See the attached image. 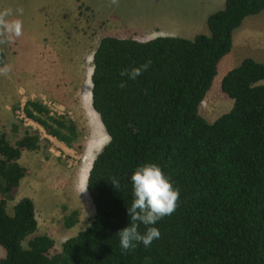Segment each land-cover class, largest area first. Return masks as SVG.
I'll return each instance as SVG.
<instances>
[{
  "label": "trees",
  "instance_id": "1",
  "mask_svg": "<svg viewBox=\"0 0 264 264\" xmlns=\"http://www.w3.org/2000/svg\"><path fill=\"white\" fill-rule=\"evenodd\" d=\"M263 10L264 0H225L206 19L209 35L192 40L100 38L92 54L91 107L108 142L86 180L94 216L59 249L50 237L34 235L30 198L7 213L26 175L22 153L40 148L39 133L28 129L11 143L0 131V264H264V64L244 58L222 77L220 90L232 100L228 112L207 123L198 110L231 50L233 32ZM148 60L135 80L121 77ZM5 63L0 51V67ZM122 80L124 88L118 87ZM24 113L71 148L77 130L70 119L32 100ZM145 163L158 165L180 197L175 211L156 224L136 222L140 234L158 228L159 239L148 247L133 242L125 251L118 232L131 223L130 177ZM112 178L120 181L118 189ZM77 216L72 211L64 225L71 228Z\"/></svg>",
  "mask_w": 264,
  "mask_h": 264
},
{
  "label": "rangeland",
  "instance_id": "2",
  "mask_svg": "<svg viewBox=\"0 0 264 264\" xmlns=\"http://www.w3.org/2000/svg\"><path fill=\"white\" fill-rule=\"evenodd\" d=\"M217 1L119 0L116 6L110 5L109 0H0V9L22 7L24 10L19 17L23 22V35L12 43L0 45V51L6 57L5 64L11 68L7 75H0V131L11 143L28 129L37 131L40 137L37 151L22 153L20 164L26 169V175L13 191V200L7 202L8 214L12 213L17 200L29 197L37 221L34 235L50 237L57 249L65 240L84 230L93 219V204L88 194L79 190L80 169L83 159L93 161L108 139H104L97 151L91 152L93 155L90 153L96 127L84 109L74 102L78 100V90L83 85L82 69L86 74L92 71L96 43L110 31H107L103 17L95 16L90 9L109 19L124 16L132 21L131 30L144 28L142 23L155 22L158 17L172 19L179 15L185 20L186 15H195L196 30L176 36L186 35L193 39L198 34L209 35L203 14H211L224 6ZM178 8L182 13L177 11ZM252 18L260 23L247 27L246 38L242 40L238 39L242 30L234 31L232 48L219 62L217 74L198 108L207 123H212L232 107V100L220 90L222 77L246 57L264 64V10L248 17L246 22H251ZM180 31L177 32L182 34ZM129 32L130 35H125L127 38L135 31ZM22 64L31 72L32 86L21 87L18 82L21 79L18 70L21 71ZM259 84L264 85V80ZM52 90L58 93L55 95ZM30 99L45 105L51 115L67 117L75 124L77 138L71 148L53 137L49 141L43 129L33 121V126H26L19 120L16 111ZM72 211L78 213L77 222L67 228L64 219ZM23 245L26 246V241ZM3 256L0 247V259Z\"/></svg>",
  "mask_w": 264,
  "mask_h": 264
},
{
  "label": "clouds",
  "instance_id": "3",
  "mask_svg": "<svg viewBox=\"0 0 264 264\" xmlns=\"http://www.w3.org/2000/svg\"><path fill=\"white\" fill-rule=\"evenodd\" d=\"M110 5H119V0H109ZM23 8L17 7L0 9V45L12 43L15 39L23 35V22L19 18L23 15ZM151 65L148 60L139 67L124 69L121 77L135 80ZM11 71L9 65L0 67V75H7ZM126 86V81L122 80L118 85L120 88ZM110 140V137H109ZM132 195L134 197L127 214L131 223L118 232L119 244L122 250H129L134 247L133 242L142 243L145 247L152 244L155 239L160 238V232L156 227H147L144 234L138 232L136 222L144 225H154L167 215H171L180 197V192L173 187L170 179L164 175L161 168L155 163H145L136 167L130 177ZM111 184L118 189L120 181L112 178ZM86 190V187L82 192ZM81 192V193H82Z\"/></svg>",
  "mask_w": 264,
  "mask_h": 264
},
{
  "label": "crops",
  "instance_id": "4",
  "mask_svg": "<svg viewBox=\"0 0 264 264\" xmlns=\"http://www.w3.org/2000/svg\"><path fill=\"white\" fill-rule=\"evenodd\" d=\"M224 1L225 0H218L217 4H221V2H222L224 5ZM90 10H92V13L95 16L103 17V18H101V17H99V18H101L107 24V26H108L107 31H110L109 33L105 34V36H111V37H116V38H120V39H127V37L125 35H130L131 32H129V31H135V32H133V34L131 36H129L128 38H131V39H134V40H137L140 42H145V41L157 38V37H176V36L183 35V34H190L192 31H195L197 28L196 16L193 15L191 17V15L188 14V15H186L185 20L181 19L179 17V15H177L176 17H172V19L158 17L155 20V22L148 23V24H146V22L142 23L144 28L139 27L137 30H131L129 25L132 21L127 20L124 16L109 19V17L106 15L102 16L97 11H95L93 9H90ZM217 10H219V9L217 8L215 11H217ZM177 11L181 12V10L179 8L177 9ZM215 11H212L211 13H213ZM203 15H205L204 18H205V22H206V19L210 15V13L207 14L205 12ZM247 18H245L243 20L242 24L240 25V27L237 28V30H239V29L242 30L238 36V39H240V40L246 38L247 27L255 26L257 23H260L259 20H255L253 18H252L251 22H246ZM261 21H263V20H261ZM243 28H245V29L243 30ZM180 29H182L183 31H180ZM116 31H119L120 34H117ZM177 31L182 32V34H179ZM235 32L233 33V35L235 34ZM36 35H37V33H36ZM233 35H232V45H233ZM187 37L188 36L184 35L183 37H179V38L192 40V39H189ZM24 39H27V38H24ZM37 39L39 40L38 37H37ZM29 42H32V41L29 40ZM97 43H96V46H97ZM96 46H95V48H96ZM243 46H245V45H243ZM246 58H250V57H246ZM251 59H253V58H251ZM19 69H21V71L18 70V73H20V75H21V79L18 82L21 85V87L27 86V85H28V87L32 86L31 85L32 84L31 83V81H32L31 72L29 71V68L27 67V65L22 64V65H20ZM83 71L85 72L84 75H83ZM88 72L86 74V71L84 69H82V76H84L83 77V85L81 86L82 88H80L78 90V92H79L78 93L79 94L78 100H76L74 102V104L76 103V105L78 107L83 108L86 114H89V111L87 110V107H86L87 106V104H86L87 83L86 82H88V76H89ZM18 92H19V90H18ZM52 92L55 93V95L58 93V91H55V90H52ZM90 97H91V94H90ZM30 100H32V99H30ZM90 116H91V113H90ZM46 137H47V139L50 138V136H46ZM49 141H50V139H49ZM93 141L94 140H92L91 142H93ZM61 150L64 151L63 148H61Z\"/></svg>",
  "mask_w": 264,
  "mask_h": 264
},
{
  "label": "bare ground",
  "instance_id": "5",
  "mask_svg": "<svg viewBox=\"0 0 264 264\" xmlns=\"http://www.w3.org/2000/svg\"><path fill=\"white\" fill-rule=\"evenodd\" d=\"M91 71L89 70L88 72V82L87 83V89H86V104H87V110L89 111V117L90 119H92L94 126L96 127V133H95V140L94 142H92L89 151L94 152L95 150L97 151V149L99 148L100 144L102 142H104V139H108L106 138L107 135H105L102 124L100 122L99 116L98 114L91 108ZM91 113V116H90ZM101 124V125H100ZM89 153V152H88ZM92 154V153H91ZM93 155V154H92ZM87 158V157H86ZM90 159V158H89ZM92 161L91 159L89 160V162L87 161V159H83V164L81 166V170H80V179L81 180L79 183V190L80 192H82L84 190V188L86 187V179H87V175L89 172V169L91 167ZM85 195H87L86 190L84 192Z\"/></svg>",
  "mask_w": 264,
  "mask_h": 264
},
{
  "label": "built area",
  "instance_id": "6",
  "mask_svg": "<svg viewBox=\"0 0 264 264\" xmlns=\"http://www.w3.org/2000/svg\"><path fill=\"white\" fill-rule=\"evenodd\" d=\"M16 115H17V117L19 118V120H20L21 122H23L24 125H26V126H33L32 123H33L34 121L32 122V120L29 119V118L25 115V113H24V104L20 105L19 110L16 111ZM34 123H35V122H34Z\"/></svg>",
  "mask_w": 264,
  "mask_h": 264
}]
</instances>
